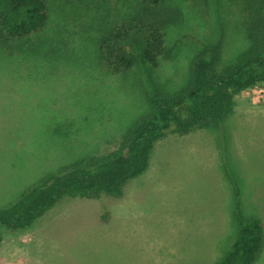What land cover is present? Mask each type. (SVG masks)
Returning a JSON list of instances; mask_svg holds the SVG:
<instances>
[{
  "label": "rangeland",
  "instance_id": "374dc122",
  "mask_svg": "<svg viewBox=\"0 0 264 264\" xmlns=\"http://www.w3.org/2000/svg\"><path fill=\"white\" fill-rule=\"evenodd\" d=\"M182 1L184 8H201L209 33L215 20L229 24L238 2ZM198 21L187 16L186 25L171 32L168 52L157 66L134 65L130 83L108 87L75 81L58 69L57 76L43 67L37 71L25 56L20 76L6 65L14 59L10 53L21 47L8 43L4 56L0 49V205L44 171L76 155L70 145L94 156L117 150L128 116L96 114L95 106L116 111L120 104L140 103L152 91L170 93L177 88L187 61L175 46H197ZM228 32L226 25L223 32L216 27L209 38ZM80 89H87L82 106L87 105L92 116L90 126L71 131L66 144L59 145L57 137H49L50 125L59 118L61 106H81L77 95L86 92ZM237 208L260 217L264 232V83L236 95L234 113L221 130L170 131L158 139L146 171L124 183L118 193L65 198L24 229L0 228V264H206L228 247ZM252 264H264V247Z\"/></svg>",
  "mask_w": 264,
  "mask_h": 264
},
{
  "label": "trees",
  "instance_id": "16d2710c",
  "mask_svg": "<svg viewBox=\"0 0 264 264\" xmlns=\"http://www.w3.org/2000/svg\"><path fill=\"white\" fill-rule=\"evenodd\" d=\"M237 1L229 24L215 20L209 33L201 8L199 12L194 5L184 8L182 0H0L1 53L8 55L4 46L10 42L21 47L10 53L14 59L6 65L9 70L20 74L19 63L25 56L37 71L43 67L57 76L58 69L75 81H97L107 87L113 82L130 83L134 65L157 66L168 52L171 32H179L187 16L198 18L200 29L196 30L195 48L192 42L175 46L187 66L184 80L173 91H152L140 103L131 101L122 107L126 109L120 107L126 103L120 104L116 111L95 106L96 114L108 111L109 117L128 116L118 134L117 150L94 156L70 145L76 155L44 171L15 198L0 205V228L24 229L65 198L118 193L124 183L146 171L154 143L170 131L187 134L227 126L236 95L264 83V0ZM225 25L229 30L225 37L219 33V38H209L216 27L223 32ZM31 72L35 76L34 69ZM80 90L86 92L77 95L82 110L61 106L59 118L50 125L49 137H57L59 145L66 144L71 131L83 132L90 126L92 116L87 114V105L82 106L87 102L83 99L87 89ZM232 217L235 232L228 247L206 264H252L262 251L260 217L243 214L239 208ZM193 264L200 263L194 260Z\"/></svg>",
  "mask_w": 264,
  "mask_h": 264
}]
</instances>
